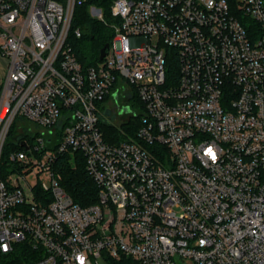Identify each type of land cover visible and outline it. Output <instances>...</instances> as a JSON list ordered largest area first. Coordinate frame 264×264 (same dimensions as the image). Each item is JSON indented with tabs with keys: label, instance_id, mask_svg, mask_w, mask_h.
I'll use <instances>...</instances> for the list:
<instances>
[{
	"label": "built area",
	"instance_id": "1",
	"mask_svg": "<svg viewBox=\"0 0 264 264\" xmlns=\"http://www.w3.org/2000/svg\"><path fill=\"white\" fill-rule=\"evenodd\" d=\"M63 1L0 0V250L27 244L35 264H264V0H115L107 55L87 67L69 42L77 0ZM115 94L142 114H120ZM109 110L128 117L115 128L140 116L135 136L107 137ZM68 153L98 203L61 186Z\"/></svg>",
	"mask_w": 264,
	"mask_h": 264
},
{
	"label": "trees",
	"instance_id": "2",
	"mask_svg": "<svg viewBox=\"0 0 264 264\" xmlns=\"http://www.w3.org/2000/svg\"><path fill=\"white\" fill-rule=\"evenodd\" d=\"M114 1L77 0L69 34V42L73 45L79 60L86 67L95 65L99 61L101 49L112 41L114 36L113 25L118 23L111 13ZM91 7L102 10L104 21L93 18L90 15L89 9ZM77 29L82 33V37L79 39L74 35ZM134 100H136V97ZM140 106L141 111H143L142 104ZM139 125L140 116L129 119L121 128L123 129L124 127L129 135L135 136V129ZM105 131L107 137L113 136L117 140L125 138L115 127L112 130ZM14 148H17V146L9 142L6 151L8 152L9 149ZM56 171L60 175L61 186L76 203L84 207L98 203V188L89 175L85 159L81 154L75 153L72 155L68 153L63 155L60 158ZM37 259L38 256L27 244H19L9 253H3L0 250V264H35Z\"/></svg>",
	"mask_w": 264,
	"mask_h": 264
},
{
	"label": "rangeland",
	"instance_id": "3",
	"mask_svg": "<svg viewBox=\"0 0 264 264\" xmlns=\"http://www.w3.org/2000/svg\"><path fill=\"white\" fill-rule=\"evenodd\" d=\"M63 2L66 3L67 0H64ZM92 8L93 7H91L89 9V13H90L91 16H92V11H91ZM140 104L141 103L136 98V100H134V101L133 100L132 101H129V100L122 101V103L120 105H121V109H125L126 107H128L129 109L131 108L132 111L137 112L138 114H140V112H141ZM131 109H130V111H131ZM107 114L108 115L104 116V118H103L104 121H105V124H106L105 127H104L105 130H112V128H113L110 125V123H107V122H109V119L113 120L114 122H116L118 124H120L123 121H127V119H128V117H125L124 120H123L121 117H118L117 115H112L111 114V110H109ZM116 129H117V131H120V133H122L123 136L132 137V136H129L128 131L126 129H124V127H123V129L116 127ZM13 130H14V133H15L16 132V127ZM27 179L29 180L31 185L34 186V187L38 186L41 183H45L47 185H51V178H50V176L47 173L39 174L38 171H32L31 173L28 174ZM100 264H108V263L104 259L101 258L100 259Z\"/></svg>",
	"mask_w": 264,
	"mask_h": 264
},
{
	"label": "water",
	"instance_id": "4",
	"mask_svg": "<svg viewBox=\"0 0 264 264\" xmlns=\"http://www.w3.org/2000/svg\"><path fill=\"white\" fill-rule=\"evenodd\" d=\"M109 49V44H106L102 49H101V51H100V55H99V59L100 60H102V59H104L105 57H106V55H107V50ZM115 99H116V101H117V99H118V95L117 94H115ZM131 111H130V109L128 108V107H126L125 109H120L119 110V113L120 114H125V113H130Z\"/></svg>",
	"mask_w": 264,
	"mask_h": 264
},
{
	"label": "flooded vegetation",
	"instance_id": "5",
	"mask_svg": "<svg viewBox=\"0 0 264 264\" xmlns=\"http://www.w3.org/2000/svg\"><path fill=\"white\" fill-rule=\"evenodd\" d=\"M122 101H125L124 99H120V98H118L117 99V106H121L120 104L122 103Z\"/></svg>",
	"mask_w": 264,
	"mask_h": 264
},
{
	"label": "clouds",
	"instance_id": "6",
	"mask_svg": "<svg viewBox=\"0 0 264 264\" xmlns=\"http://www.w3.org/2000/svg\"><path fill=\"white\" fill-rule=\"evenodd\" d=\"M6 250V249H5Z\"/></svg>",
	"mask_w": 264,
	"mask_h": 264
}]
</instances>
